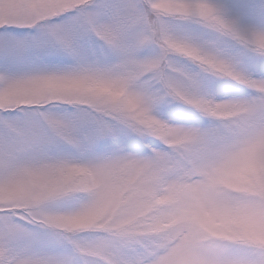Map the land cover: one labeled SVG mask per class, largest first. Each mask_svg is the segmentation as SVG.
Returning <instances> with one entry per match:
<instances>
[{
  "label": "snow or ice",
  "instance_id": "6c2138e0",
  "mask_svg": "<svg viewBox=\"0 0 264 264\" xmlns=\"http://www.w3.org/2000/svg\"><path fill=\"white\" fill-rule=\"evenodd\" d=\"M0 264H264V0H0Z\"/></svg>",
  "mask_w": 264,
  "mask_h": 264
}]
</instances>
